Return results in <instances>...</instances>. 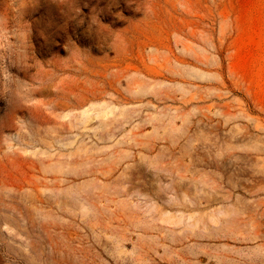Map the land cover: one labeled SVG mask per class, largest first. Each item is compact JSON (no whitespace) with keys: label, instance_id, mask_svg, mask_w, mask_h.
Masks as SVG:
<instances>
[{"label":"rangeland","instance_id":"rangeland-1","mask_svg":"<svg viewBox=\"0 0 264 264\" xmlns=\"http://www.w3.org/2000/svg\"><path fill=\"white\" fill-rule=\"evenodd\" d=\"M0 264H264V0H0Z\"/></svg>","mask_w":264,"mask_h":264},{"label":"bare ground","instance_id":"bare-ground-1","mask_svg":"<svg viewBox=\"0 0 264 264\" xmlns=\"http://www.w3.org/2000/svg\"><path fill=\"white\" fill-rule=\"evenodd\" d=\"M161 1V0H160ZM168 1V0H167ZM156 2V1H155ZM159 3V2H158ZM155 5V4H154ZM161 6H162V4H160ZM170 6L172 5V4H169ZM173 5H175V4H173ZM173 5L171 6V7H173ZM156 6V5H155ZM160 6V7H161ZM155 8V7H154ZM157 8H158V6H157ZM163 8V7H162ZM174 8V7H173ZM176 8V7H175ZM156 9V8H155ZM159 9V8H158ZM158 11V10H157ZM166 11V10H165ZM184 11V10H183ZM156 12V11H155ZM168 12V11H167ZM159 14V13H158ZM157 14V15H158ZM168 14V13H167ZM166 15V14H165ZM152 17H154L153 15H151ZM160 16H162V15H160ZM164 17H167V16H164ZM162 18V17H161ZM168 19V18H167ZM150 20V18H142L141 20H140V23H136V22H133L132 24H131V26H130V30H132V29H135V30H138V29H140V30H146L148 27H149V25H150V22L152 23V21H149ZM160 20H162V22H163V19H160ZM159 21V20H158ZM165 21V20H164ZM154 22V21H153ZM160 23V22H159ZM165 23V22H164ZM168 23H165V26L167 25ZM171 24L169 23V26H167L166 28H167V31L169 32V30H172V31H175L176 30V25L175 26H170ZM161 26V25H160ZM179 29V28H178ZM123 31L125 32V30L123 29ZM136 32V31H135ZM132 33H134V32H132ZM124 34V33H123ZM125 35V34H124ZM125 37V36H124ZM128 37H130V36H128ZM127 37V38H128ZM132 37H134V36H132ZM120 38H121V36H120ZM119 38V39H120ZM123 38V37H122ZM130 40H133V39H131V37H130ZM129 42V41H128ZM130 42H132V41H130ZM129 42V45L131 44L132 45V43H130ZM133 46V45H132ZM131 46V47H132ZM125 47H127V46H125ZM129 47V46H128ZM74 95V98H76L77 99V101L78 102H82L83 101V99H81L79 96V94H73ZM73 98V100H76V99H74ZM72 99V98H71ZM81 99V100H80ZM85 99V98H84ZM74 102V101H73Z\"/></svg>","mask_w":264,"mask_h":264}]
</instances>
